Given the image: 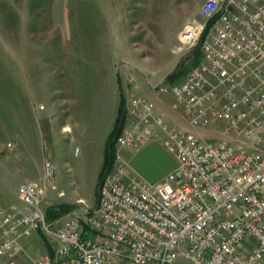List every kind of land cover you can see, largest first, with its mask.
Here are the masks:
<instances>
[{
  "label": "built area",
  "instance_id": "built-area-1",
  "mask_svg": "<svg viewBox=\"0 0 264 264\" xmlns=\"http://www.w3.org/2000/svg\"><path fill=\"white\" fill-rule=\"evenodd\" d=\"M174 50L201 60L183 82L154 93L173 94L189 126L212 133L171 126L150 101L132 96L97 209L85 219L48 220L42 203L48 188L57 190V168L45 159L43 187L24 183L23 206L0 208L6 264H17L23 241L41 235L58 245L31 264H264V0H206ZM157 140L177 164L149 183L122 151Z\"/></svg>",
  "mask_w": 264,
  "mask_h": 264
},
{
  "label": "rangeland",
  "instance_id": "rangeland-1",
  "mask_svg": "<svg viewBox=\"0 0 264 264\" xmlns=\"http://www.w3.org/2000/svg\"><path fill=\"white\" fill-rule=\"evenodd\" d=\"M205 1L0 0V208L23 206L17 191L24 183L43 187L44 161L51 159L57 190H46L42 207L46 213L72 207L51 221L74 213L85 219L97 209L102 169L86 131L96 100H105L116 114L119 81L126 104L142 94L136 82L154 89L183 82L201 54L197 64L193 50L180 54L173 47L184 25L199 19ZM156 97L173 108V94ZM66 122L72 135L62 130ZM122 155L127 161L135 155L130 165L153 178L166 174L176 159L163 140ZM23 243L36 258L58 245L43 235ZM6 261L0 256V264ZM176 264L189 261L179 258Z\"/></svg>",
  "mask_w": 264,
  "mask_h": 264
},
{
  "label": "crops",
  "instance_id": "crops-1",
  "mask_svg": "<svg viewBox=\"0 0 264 264\" xmlns=\"http://www.w3.org/2000/svg\"><path fill=\"white\" fill-rule=\"evenodd\" d=\"M178 34H177V36H178ZM174 47H175V45H174ZM174 47H173V50H174ZM180 54H182V53H180ZM64 55H67V54H64ZM191 57H192V55H191ZM119 84H120V91H121V87L123 89V85L120 83V81H119ZM135 88L139 89L141 91L142 94H138L139 96L150 101L154 105L155 110L164 115L165 121L169 125L178 126V127L183 128V129H188L192 132H198L197 130H195L189 126L187 120L183 116V113L178 112L177 110L172 108V106L169 105V102L167 101V99L163 98L164 99L163 102L156 100L157 97L154 93V88L151 86V84L149 82H148V86L144 85L142 83L136 82ZM105 102L106 101L103 100L102 98L100 99V101L96 100V103L94 106V111L92 113V118H91L92 122L89 124L90 125L89 129H86L87 127L85 128L86 131L88 130L91 132L90 134L93 138L94 144L96 145V147H94V148L96 149V153H97L96 158H97L98 165H100V170L104 166L105 152H106L108 139H109V136L114 129V126L116 124V120H117L118 114H119V108H118V113L115 114L114 108L110 105L104 104ZM130 122H131V117L127 113V120H126V124H125L124 128L128 127L130 125ZM62 130H63V132L71 134V135L74 132V129L72 128V126L68 122H66L62 126ZM204 132L206 134L212 133L211 131H204ZM153 142H156V141H150L146 145L152 144ZM93 152H94V150H93ZM134 156L135 155L129 157V163H131ZM176 164H177V161L175 159L172 167L166 172V174H164L160 178H153V177L146 176L145 174L141 173L138 169L135 171V169L131 165L130 166H131L132 170L134 171V173L138 177H140L144 180H147L149 183H157V182H160L161 180H163L176 167ZM21 255L25 256V258H20L17 261V264H31L32 259H39V258H36V257L31 255V253L26 249V245H24V253Z\"/></svg>",
  "mask_w": 264,
  "mask_h": 264
},
{
  "label": "trees",
  "instance_id": "trees-1",
  "mask_svg": "<svg viewBox=\"0 0 264 264\" xmlns=\"http://www.w3.org/2000/svg\"><path fill=\"white\" fill-rule=\"evenodd\" d=\"M195 60L197 61V64H198V61L200 60L198 55L195 58ZM187 72L185 73V75L187 74ZM174 78H176V74H173L172 76H170L169 80H173ZM125 106H126V97H125V94H124L123 89L121 87V103H120V107H119V114H118V118L116 120V124L114 126V129H113V131L110 134L109 139H108L106 152H105V163H104V166H103V168L101 170V174H100V183L103 180L106 173L111 171V169L113 167V160H114V155H115V144H116L118 136L123 131L125 124H126V120H127V112H126ZM71 208L72 207L70 205H61L59 207V210L48 209V211L46 213L47 218H48V220H52L53 217H58L62 213L69 211Z\"/></svg>",
  "mask_w": 264,
  "mask_h": 264
},
{
  "label": "bare ground",
  "instance_id": "bare-ground-1",
  "mask_svg": "<svg viewBox=\"0 0 264 264\" xmlns=\"http://www.w3.org/2000/svg\"><path fill=\"white\" fill-rule=\"evenodd\" d=\"M129 264H139V260L137 258H129Z\"/></svg>",
  "mask_w": 264,
  "mask_h": 264
}]
</instances>
